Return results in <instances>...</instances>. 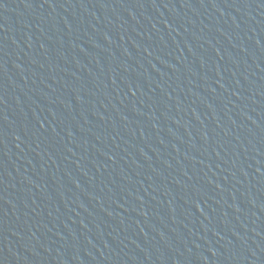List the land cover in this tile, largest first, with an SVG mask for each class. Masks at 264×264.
I'll list each match as a JSON object with an SVG mask.
<instances>
[{"label":"water","instance_id":"95a60500","mask_svg":"<svg viewBox=\"0 0 264 264\" xmlns=\"http://www.w3.org/2000/svg\"><path fill=\"white\" fill-rule=\"evenodd\" d=\"M0 264H264V0H0Z\"/></svg>","mask_w":264,"mask_h":264}]
</instances>
